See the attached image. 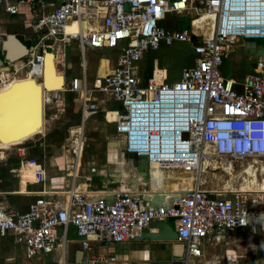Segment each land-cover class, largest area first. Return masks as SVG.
<instances>
[{
  "label": "built area",
  "instance_id": "1",
  "mask_svg": "<svg viewBox=\"0 0 264 264\" xmlns=\"http://www.w3.org/2000/svg\"><path fill=\"white\" fill-rule=\"evenodd\" d=\"M22 6L31 13L36 42L23 57L3 59L0 85L22 74L40 82L46 49L64 55L66 46L75 43L79 75L65 78L60 89L43 91L44 102L65 92L77 95L82 131L68 130L74 161L84 145L83 124L103 96L116 105L104 110V121L114 125L126 153L143 160L148 171L156 165L164 171L195 172L202 162H219L212 167L225 171L232 168L230 161L246 160L252 173L264 178V54L242 79L226 77L221 69L240 40L264 38V0H0L9 15ZM192 12L193 17L201 12L212 15V24L193 27V17L189 27L163 23L169 14ZM73 22L78 31L67 34L65 27ZM175 43L191 49L193 65L182 67L178 78L166 82V69L154 61L150 75L142 77L144 55ZM102 48L115 49L114 64L107 73L89 78L84 52ZM156 67L161 74L156 75ZM11 151L25 155L26 147H0V161ZM221 160L229 164L223 166ZM29 162L35 167L34 183L43 185L44 166L34 158L24 160ZM248 192L205 190L196 172L190 186L181 188L170 204L156 207L130 190H116L108 199L101 191L73 184L60 193L41 189L24 211L6 207L0 197V236L11 234L28 259L56 253L65 263L71 242L68 229L73 226L84 254L81 264H110L107 255L92 252L91 241L138 240L152 222L172 219L182 245L180 263L189 264L200 257L201 240L212 228L264 234V211L248 206Z\"/></svg>",
  "mask_w": 264,
  "mask_h": 264
},
{
  "label": "crops",
  "instance_id": "2",
  "mask_svg": "<svg viewBox=\"0 0 264 264\" xmlns=\"http://www.w3.org/2000/svg\"><path fill=\"white\" fill-rule=\"evenodd\" d=\"M30 22L31 13L26 6L20 7L19 12L15 15H9L3 7H0V46L4 41L8 40H28L30 41L31 47L34 44L36 38L31 29ZM163 23L165 26L170 28H180L181 25H184V23L178 21L176 16H173L171 14L166 16ZM69 24L74 28V30L76 29V23L75 25H73L72 23ZM244 43L245 41L240 40L234 50L224 59H229L230 62V68L227 69L228 73L226 75L223 74L224 76L242 79L245 75L252 72L253 62L250 60L264 54V43L258 45L257 47L254 46L248 49L244 48ZM73 46L72 48L69 47L70 50H72V55L70 57L65 48V57L59 60L61 61L60 63L57 62L58 56L56 52L52 51L56 56L54 60L56 73L64 76V79L66 78V76L69 77L71 75H79L80 73L77 52H75ZM180 46L183 45L180 44ZM175 49L176 51L168 52V54L163 58L165 63L170 64L171 62L176 61L179 58H183L185 61L193 60L192 53H188L185 50L177 48ZM159 51L161 50H156L155 54H157V52ZM1 52L2 55H4V51ZM149 53L152 54V52ZM104 55H106V53H104ZM114 58L115 53H113L109 59L101 58L94 74L103 75L107 73L114 64ZM101 64L106 65L107 68L105 72L101 71ZM0 66L6 67V63H4L3 59L0 60ZM163 68L167 71V68ZM155 73L156 75H159L161 74V71H158V68L156 67ZM94 74L87 73L89 78H91ZM19 77H24H17V79L19 80L29 78L25 77L23 74ZM37 83L42 84L43 82L37 81ZM1 91L2 93H5L6 88L4 86H1ZM25 92L29 93L30 89H25ZM66 95H68V93H61L58 99L51 101L50 106L52 107H49L51 108V114H49L52 116V118L58 117L60 110L66 113L65 110L72 108L70 106L71 101H68ZM98 97V108L96 112L93 113V115L89 116L83 124V135L84 131L86 133V130L88 129L94 130L96 134H94L95 136L93 137L91 136L90 140L88 141L87 147L84 148L83 154L82 156H80V167L79 164H77V159H75L73 163L68 162V159L70 158L68 154H64L62 152L61 148H47L45 147V145L44 147H42V144H44L47 139L40 136L36 137V134L38 133L31 135V137H28L21 142L23 146L26 147L25 155H17L11 151L3 160L0 161V192H2L0 197L6 207L24 211L27 208V204L31 202L36 196V191L44 189L51 193H60L68 189L72 184L73 186L78 185L81 188H86L88 190L101 191L105 193L104 195L107 196L108 199L111 198L112 192L116 190L119 191L127 189V185L122 186V175L124 168L127 167V162H129L130 159L131 161L136 162V164L141 159H136L132 155L126 153L123 146V139L116 134L114 125L106 123L103 119L104 110L108 108H115V103L110 101L107 97ZM77 106L78 108H75L74 111L77 114L78 118L80 113L79 101L77 103ZM46 111L48 112V109L46 110V108H44V113H47ZM63 123L64 122H59V124ZM80 125L81 124H79L77 127H74L73 129H77ZM56 128L57 127H55V129ZM100 137L104 138V146L106 148L102 147L100 142L95 143V140ZM84 138L86 140V136ZM37 142L38 146L36 145ZM13 144L14 143L10 141L8 134L4 132L0 126V147L5 148ZM66 151L67 153H70L68 150ZM31 158L39 161L46 170V181L43 185L41 183H34L35 167L32 166V163H24V160ZM102 159L107 161V163H104ZM100 162L103 163L100 168H105V171L107 172L106 184L100 186L102 188H97V182L95 180V177L93 176L96 175L95 170L97 165H99L98 163ZM76 164L78 165L77 167H79L77 169L78 172L77 175L72 179V177L70 176L71 174H75ZM146 168V163H142L141 169L145 171ZM126 174L124 173L123 179L127 180L129 183L127 190L133 191L135 193L139 192L138 194L141 197V201H143L142 199L147 197L148 200L146 204L150 207L170 204L178 194L177 192L181 191V188H183L181 186H184L181 185V183L183 182H177L176 184H179L181 186L179 190H176L171 186V184L175 182H169L173 179H168L165 180L164 187L157 188L155 187L151 174L150 180L148 181L146 176L143 175L144 172H140V175L142 176L140 181H138L136 177H130L129 174L125 176ZM146 183L149 184L151 192H148L145 189H142V191L139 190L140 184L145 185ZM245 196L250 208L257 211H264V190L252 189V191L246 193ZM58 197L62 198L61 195H59ZM159 223H162L164 225L162 228V232L161 229L157 227ZM69 231V237L72 238H70L71 242L68 244V252L66 255L65 263L77 264L75 263L74 259L75 252L79 249V245L77 242L78 239H76L77 235L74 233L72 228H70ZM228 232H231L240 238L245 237L248 234L250 235L251 233L247 230H223L212 228L209 230L208 234L201 240V255L198 258H204V261L207 264L208 259L206 258L205 260L206 253H211L215 249V246L217 245L218 240L222 236V234ZM170 234L172 235L170 236ZM5 236H11L13 239V236L11 234ZM13 243L18 245L24 255L23 247L20 244H17L14 239ZM90 244L92 247V252L103 253L107 255L111 260L110 264H181L180 260L182 257V247L176 240V225L173 220L169 219L152 222L147 228L144 229L142 238L138 240L126 241L117 244H105L91 241ZM71 249L75 250L72 251ZM49 255L54 256L55 259L58 260V263H61L56 253H52ZM36 258L37 260H39L41 257ZM69 258H72V260H70ZM25 259L28 258L25 257ZM24 264H26L25 260Z\"/></svg>",
  "mask_w": 264,
  "mask_h": 264
},
{
  "label": "rangeland",
  "instance_id": "3",
  "mask_svg": "<svg viewBox=\"0 0 264 264\" xmlns=\"http://www.w3.org/2000/svg\"><path fill=\"white\" fill-rule=\"evenodd\" d=\"M194 5L199 6V4L197 2H195ZM171 15L176 16L178 21H180L184 24L188 23V20L194 16L193 12L192 13H184L182 15H177V14H171ZM72 24L75 25L74 22ZM262 40H264V38ZM35 42H36V40L34 41V43ZM72 46L74 47L73 49L75 50V52H77V47L75 44L72 43L71 46L67 45L66 51H67L69 57L72 55V52H71L72 50H70V48H72ZM114 51H115V49H107V48L87 49L84 52V59L86 61V65H87V72L90 74H94L95 70L98 66L99 60L101 58L109 59L110 56L114 53ZM104 53H106V55H104ZM64 55H62V53L59 54L58 59H57L58 63L61 62L59 60H61ZM254 60H255V58H252L250 61L254 62ZM101 68H102L101 71L105 72L107 67L105 64H101ZM228 68H230L229 59L224 60V63L221 67L223 74L226 75L228 73V71H227ZM94 76H96V74H94L93 77ZM66 79L68 81L69 77L66 76ZM65 93H68V95H66V97L68 98V101H71L70 106L72 108L65 110L66 113L60 110L59 116L56 118H52V116L50 115L51 114V108H49V107H52V106H50L51 102L44 103V108H46V110L48 109V112L46 111L48 114L44 113L43 126H42L43 129H42V131L38 132V134H36V137L40 136V137H45L47 139L45 142L46 144L45 143L42 144V147H44V145H45V147H47V148H52V147L61 148V150L64 154H68V156L70 158V159H68V162L73 163V161H74L73 152L69 148V145H68L70 143V136H69L68 130H70L71 128L76 127L80 124V120H79L80 113H79V116L77 118V114L74 111L75 108L76 109L78 108V106H77V103H78L77 95L76 94L71 95L69 92H65ZM56 109H57V107H56ZM59 122H64V123L59 124ZM55 127H57V128L55 129ZM81 127L82 126L80 125L77 129H74L72 131V133L73 132L81 133V131H82ZM89 130L90 129L86 130V133L84 131L83 137L86 136V140L84 138V145H83L81 156L83 154L84 148L87 147L88 141L90 140L91 136L93 137V136H95L94 134H96V132H94V130H90V131ZM34 139H36V138H34ZM98 142L101 143L102 147H105L104 146L105 140L103 137H100V138L95 140V143H98ZM36 145L38 146V142ZM75 145L77 147H80V140L79 139L76 140ZM89 146H90V144H89ZM108 147H110V146H108ZM110 148H112V147H110ZM66 150H68L70 153H67ZM80 162H81V160H80ZM80 162L79 163L77 162V164H79V167H80ZM103 162L107 163V161H105V160H103ZM221 162H222L223 166H227L229 164L228 160H221ZM230 162H231L232 168L229 170H226V171L227 172L230 171L231 173H227L226 171H223L219 168L212 167V166L217 165V164L219 165V162H212L210 166H209V164H205V166H204L205 172L204 171L201 172V175H200L201 188H203L205 190H210V191L218 190L221 188H240L241 181H242L241 178L243 179V177H241V175H244L243 170L246 169V167L251 164V161L234 160V161H230ZM142 163H143V160L138 161L136 164V162L131 161V159H130V161L127 162V167L124 168L123 175H124V173L125 174L127 173V174H129L130 177H136V179L138 181H140V179L142 178V176L140 175V172H144L143 175L146 176L147 181H148L149 180L148 179V167L144 171L143 169H141ZM77 164H76L75 173L78 172L77 169L79 168V167H77L78 166ZM98 164L99 165H97L96 170H95L96 175L93 177H95V180L97 182V184H96L97 188H102L100 186H103L106 184L107 172L105 171V168H100L103 165L102 162H100ZM174 172H176L175 173L176 176L180 175L178 173H183L182 175L185 174L183 171H180V170L179 171L175 170ZM87 173H89V172H87ZM127 174L125 176H127ZM193 174L194 173H192V175ZM123 175H122V186L127 185L126 188L128 189L129 183L127 180L123 179ZM173 175H174V173H173ZM187 176H189V175H187ZM178 179L179 180H172V181L170 180L169 182H175V183L182 182L180 178H178ZM228 181L231 183L230 184L231 187L230 186L227 187ZM190 182H191V180H190ZM186 185H188V184H185L184 186H186ZM179 186H181V185H179ZM184 186H181V187H184ZM189 186H190V184H189ZM127 189H123V190H127ZM142 189H145L146 191L151 192V189L149 188L148 183H146L145 185L140 184L139 190L142 191ZM137 193H139V192H137ZM58 234H60V229H58ZM73 250H75V249H73ZM59 258L60 257L58 256V259ZM206 258L208 259L207 264H264V234L263 233H250V235L248 234L247 236L240 238L231 232L224 233L219 238L218 243L215 246V249L211 253H206L205 260H206ZM69 259L72 260V258H69ZM24 260H25L26 264H59L58 260L55 259V257L52 255L42 256L39 260H37L36 257H33L31 259H25L23 252L18 247V245L13 243V239L11 236H0V264H24ZM189 264H206V263L204 261V258H198V259H192Z\"/></svg>",
  "mask_w": 264,
  "mask_h": 264
},
{
  "label": "bare ground",
  "instance_id": "4",
  "mask_svg": "<svg viewBox=\"0 0 264 264\" xmlns=\"http://www.w3.org/2000/svg\"><path fill=\"white\" fill-rule=\"evenodd\" d=\"M212 18H213L212 15L206 12H201L198 16L192 18L193 20L192 26L193 27L201 26L206 21H207L206 24L211 25ZM86 26H87L86 24L83 25L84 28H86ZM77 31H78L77 26L76 29L74 30V28L69 23L65 27V32L67 34L71 33L74 35ZM55 57L56 56L52 52V48L48 47L45 51V56H44L43 76H42V80L40 81L43 82L42 84L37 83L35 77L29 74L25 76V77H29L27 79L19 80L17 79V77H15L0 85V126L1 129L8 134L10 141L14 144L21 143L23 140L30 137V135H32L33 133L35 132L38 133L43 129L42 128L43 117L41 114V107H42V101L44 100H43L42 88H45L46 90L60 89L62 88L65 81L64 76L56 73V67L54 64ZM4 68L6 67L0 66V69H4ZM18 78H24V77H18ZM1 86H4L6 88L5 93H2ZM27 88L30 89L29 93L25 92V89ZM79 160L80 159L78 158L77 159L78 163ZM205 164L206 163L202 162L197 165V169L195 172L198 175H201V172L203 171L205 172L204 169ZM251 169L252 168L249 165L246 167L245 170H243L244 175H241L243 179L241 178L242 181H241L240 189L242 191H252V188L264 190V178L260 180L258 174L252 173ZM195 172L194 171L184 172L185 173L184 175H182L183 173H178L180 174L178 176H180V179L183 182L181 183V185L188 184L186 186H189V184H191L190 180L195 177ZM173 173L176 176L175 174L176 172L174 171L173 172L164 171L162 168L156 165H152L151 169L148 171V176H149L148 179L150 180V174H151L155 187L161 188L164 187L165 180L172 178V176L168 174H173ZM192 173L194 174L192 175ZM227 173H231V172L229 171ZM76 175L77 172L75 174H71V177H74ZM230 184L231 183L228 181L227 187H229ZM171 186L176 190H179L180 188L179 184L176 183H172ZM60 264H66V263H63L61 260Z\"/></svg>",
  "mask_w": 264,
  "mask_h": 264
},
{
  "label": "water",
  "instance_id": "5",
  "mask_svg": "<svg viewBox=\"0 0 264 264\" xmlns=\"http://www.w3.org/2000/svg\"><path fill=\"white\" fill-rule=\"evenodd\" d=\"M186 27H189V26H186ZM194 38L195 37L192 36L193 40H194ZM244 41H245V43H244V48L245 49H248V48L254 47V46L257 47L258 45H261L262 43H264V40H262V39H246ZM177 45H173V46H170V47H175L177 49L185 50L188 53H192L191 49L187 45H185V44H182L183 46H180V44H177ZM29 47H30V41H28V40H24V41H16V40L11 41V40H8V41H4L1 44V46H0V60L1 59H7V61H15V60L23 57L24 55H26V53L28 52V48ZM166 50H167L166 52H157V54H155V51H151L152 52V54H151L152 60H151V63L149 64V66H148L149 69L147 70V76L150 75V73L152 71V67L154 66V61H155L156 65L158 67L167 68V71H166V76L167 77H166L165 81L166 82H171L173 79L178 78L180 69L182 67H186L188 65H187V62L183 58L182 59L179 58L176 61L171 62L170 64L165 63L163 58L169 52L168 48ZM1 51H4V55H2ZM4 63H6V62L4 61ZM42 91H44V88H42ZM41 114H42V117H43V114H44V101H42ZM42 124H43V122H42ZM35 133H33L32 135H34ZM143 163H145V162H143ZM177 193H179V192H177ZM209 197L213 199V198H215V195L214 194H209ZM142 200H143L144 204H146L148 198L146 197V198H144ZM169 220H172V219H169ZM163 226L164 225L162 223H159L158 226H157V227H159L161 229V232H162ZM70 228H72L74 233H75V228L73 226H69L68 238H72V237H69L70 236V231H69ZM171 235L172 234H170V236ZM79 238L80 237H78V236L76 237V239H79ZM179 245L182 247L181 244H179ZM74 261L77 264L81 263V261H82V250H80V249L76 250Z\"/></svg>",
  "mask_w": 264,
  "mask_h": 264
},
{
  "label": "trees",
  "instance_id": "6",
  "mask_svg": "<svg viewBox=\"0 0 264 264\" xmlns=\"http://www.w3.org/2000/svg\"><path fill=\"white\" fill-rule=\"evenodd\" d=\"M189 21H190V19L188 20V23H186V24H184V25H181L180 28H183V27L189 26ZM175 29H179V28H175ZM192 57H193V56H192ZM143 60H144V65L142 64V67H141V75H142V77H147V70L149 69L148 66H149V64L151 63V60H152V58H151V54L147 52V53L144 55ZM186 62H187V65H188V66H190V65L193 64V60H187Z\"/></svg>",
  "mask_w": 264,
  "mask_h": 264
},
{
  "label": "flooded vegetation",
  "instance_id": "7",
  "mask_svg": "<svg viewBox=\"0 0 264 264\" xmlns=\"http://www.w3.org/2000/svg\"><path fill=\"white\" fill-rule=\"evenodd\" d=\"M173 45H177V43H175V44H173ZM172 45V46H173ZM166 48H168V50H169V52H171V51H176V49H175V47H161V48H159L158 50H161V51H159V52H166L167 50H163V49H166ZM183 49V48H182ZM142 64L144 65V60H143V62H142ZM83 253H82V257H83Z\"/></svg>",
  "mask_w": 264,
  "mask_h": 264
}]
</instances>
